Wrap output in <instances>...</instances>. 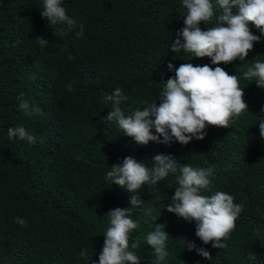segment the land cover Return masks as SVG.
<instances>
[{
  "label": "trees",
  "instance_id": "1",
  "mask_svg": "<svg viewBox=\"0 0 264 264\" xmlns=\"http://www.w3.org/2000/svg\"><path fill=\"white\" fill-rule=\"evenodd\" d=\"M211 3L213 18L201 22V30L216 26L222 12L217 0ZM61 6L77 22L71 31L62 23L49 26L41 15L44 0H0V264H99L111 226L108 213L117 208H128L138 225L129 233L128 250L140 264H264V138L259 134L264 88L243 75L254 62H264V35L249 23L260 41L245 60L215 65L209 57L172 51L185 26L183 0H61ZM232 11L237 14L238 8ZM81 26L83 36H77ZM37 37L47 42L41 45ZM169 63L174 69L183 63L219 66L235 74L248 110L234 116L228 128L206 125L205 138L187 145L174 139L165 144L162 136L161 142L137 144L117 122L105 119L111 102L103 98L122 89L128 98L121 103L125 115L151 103L159 106L166 81L175 77ZM21 92L31 115L18 106ZM16 126L36 142L9 139L8 129ZM160 154L179 165L211 168V183L202 194L224 192L243 205L235 229L221 241L226 247L204 243L195 221L166 210L179 186V169L136 193L106 179L126 157L151 168ZM133 195L140 197L139 206H131ZM18 217L27 223H16ZM156 225L168 235L163 261L146 242ZM84 250L87 256L81 257Z\"/></svg>",
  "mask_w": 264,
  "mask_h": 264
},
{
  "label": "clouds",
  "instance_id": "2",
  "mask_svg": "<svg viewBox=\"0 0 264 264\" xmlns=\"http://www.w3.org/2000/svg\"><path fill=\"white\" fill-rule=\"evenodd\" d=\"M222 9L217 16L216 26L201 30V22L211 21L214 15L211 0H183L187 9L184 27L177 32V39L172 44V51L181 50L194 54L198 58L209 57L212 64L231 63L238 59L243 61L252 50L254 42L260 41V36L253 35L248 25L252 23L264 35V0H217ZM233 8H238L233 14ZM41 15L48 21L49 26L64 24L71 31L76 26V20L66 15L61 6V0H44V10ZM83 26L77 36H83ZM182 37L183 43L181 42ZM37 42L44 45L47 39L37 37ZM168 69L175 71V77L166 81L160 103L148 104L143 110L134 109L125 115L121 103L128 98L122 89L116 88L103 99L111 102V111L108 121H115L123 133L134 139L137 144L146 145L149 141L171 143L173 139L182 145H187L193 138L203 140L206 125L228 128L234 116L241 115L248 110L239 86L237 76L228 74L223 68L214 69L209 65L193 66L192 63H183L178 68L169 63ZM245 79L255 80L258 87L264 88V62L256 61L243 73ZM71 91V85L68 86ZM21 92L17 99L19 108L25 115L29 103L23 100ZM39 111V109H35ZM264 112V107L261 109ZM155 129L156 135L152 133ZM9 139L18 137L35 143V137L29 134L24 127L16 126L7 131ZM259 134L264 138V119L259 122ZM155 164L149 168L137 162L131 156L126 157L123 165H113L106 173V179L114 185L136 193L142 185H156L170 173L177 176L178 187L172 197V203L166 210L175 213L186 221L196 222V235L204 242L214 241V248H224L222 240L229 238L235 229V221L242 211L243 205L235 204L234 197L224 192L214 195H203L211 183L213 175L211 168H193L190 165H179L170 155H156ZM142 203L138 195L130 198L131 206ZM127 209H114L108 213L110 227L105 234L99 264H140L137 254L129 251V233L138 227L127 214ZM15 222L24 226L27 221L16 218ZM163 225H156L155 231L146 237L147 245L154 249L156 259L163 261L168 253L165 251V242L168 235L163 231ZM257 233L259 234L258 230ZM133 249L139 247V240L131 244ZM199 254L208 258L206 250L198 249ZM81 257L87 256V251H81Z\"/></svg>",
  "mask_w": 264,
  "mask_h": 264
}]
</instances>
